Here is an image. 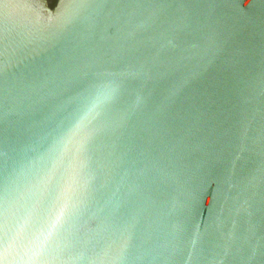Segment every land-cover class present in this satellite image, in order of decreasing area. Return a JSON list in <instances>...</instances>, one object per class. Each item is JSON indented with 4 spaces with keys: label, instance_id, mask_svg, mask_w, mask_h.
Wrapping results in <instances>:
<instances>
[{
    "label": "water",
    "instance_id": "water-1",
    "mask_svg": "<svg viewBox=\"0 0 264 264\" xmlns=\"http://www.w3.org/2000/svg\"><path fill=\"white\" fill-rule=\"evenodd\" d=\"M0 264H264V0H0Z\"/></svg>",
    "mask_w": 264,
    "mask_h": 264
},
{
    "label": "snow or ice",
    "instance_id": "snow-or-ice-1",
    "mask_svg": "<svg viewBox=\"0 0 264 264\" xmlns=\"http://www.w3.org/2000/svg\"><path fill=\"white\" fill-rule=\"evenodd\" d=\"M0 223H2V204H0Z\"/></svg>",
    "mask_w": 264,
    "mask_h": 264
}]
</instances>
